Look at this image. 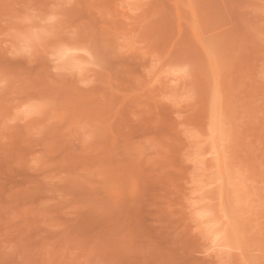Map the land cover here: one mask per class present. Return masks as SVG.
I'll return each mask as SVG.
<instances>
[{
	"label": "rangeland",
	"instance_id": "rangeland-1",
	"mask_svg": "<svg viewBox=\"0 0 264 264\" xmlns=\"http://www.w3.org/2000/svg\"><path fill=\"white\" fill-rule=\"evenodd\" d=\"M0 264H264V0H0Z\"/></svg>",
	"mask_w": 264,
	"mask_h": 264
}]
</instances>
